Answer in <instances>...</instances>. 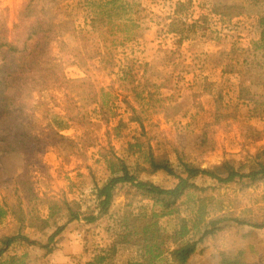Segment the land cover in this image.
Instances as JSON below:
<instances>
[{"label":"rangeland","instance_id":"1","mask_svg":"<svg viewBox=\"0 0 264 264\" xmlns=\"http://www.w3.org/2000/svg\"><path fill=\"white\" fill-rule=\"evenodd\" d=\"M24 2L0 0V14L12 36ZM39 2L51 28L54 56L66 77L79 81L70 90L53 85L33 91L26 99L23 119L35 138L19 152H0V202L6 209L0 235L21 232L37 242L20 238L1 256L0 264H87L115 239L124 213L151 203L133 188L122 189L108 214L95 224L86 225L84 218L74 220L55 244H48L54 226L39 230L32 224L37 212L47 217L49 204L64 205L65 199L78 200L83 210L96 207L89 193L95 182H106L105 156L111 149L132 164L145 162L150 148L156 154L168 151L176 162L172 144L203 167L225 159L239 164L256 155L264 161V137L246 134L247 124L264 131V116L253 114V102L240 96L243 86L256 96L264 95L260 27L264 0ZM217 4L240 5L243 12L217 15L213 13ZM99 15L108 16V24L96 31L91 22ZM247 16L252 20L246 21ZM248 58L251 65L246 63ZM241 76L250 83H242ZM68 112L88 114L91 119L81 124L69 119ZM134 114L143 125L131 120ZM137 138L144 149L134 154L129 147ZM20 174L35 195L24 187L26 179L18 178ZM143 178L168 188L178 182L164 170ZM198 182L211 186L206 193L215 198L210 208L264 216L263 183L242 187L239 181L219 184L206 178ZM194 209L193 204L182 202L180 215ZM224 253L238 257L241 264H264V229L243 237V231L233 227L209 237L189 264H224ZM117 255L116 264H127L137 257L136 248L120 249ZM156 264H170V258Z\"/></svg>","mask_w":264,"mask_h":264},{"label":"trees","instance_id":"2","mask_svg":"<svg viewBox=\"0 0 264 264\" xmlns=\"http://www.w3.org/2000/svg\"><path fill=\"white\" fill-rule=\"evenodd\" d=\"M109 1L115 4L121 0ZM242 12V7L236 4H217L213 8V13L221 16H237ZM91 23L94 30L101 31L108 24V16H96ZM15 27L16 32L12 36L5 18L0 14V152L5 153L19 152L35 138L23 119L26 99L33 91L53 85L70 90L79 81L66 77L61 62L52 52L51 28L39 0L24 2ZM260 27L261 47L264 48V12L260 18ZM148 67L149 64H145L146 73L149 71ZM240 96L253 102V114L264 116V95L256 96L249 87L243 86ZM133 109L135 112V108ZM102 111L107 115L106 110ZM68 118L83 124L88 119L90 121L91 116L68 112ZM131 120L142 124L137 114L132 115ZM246 134L251 138L264 137V131L257 132L252 124H247ZM172 147L176 153V162L168 151L156 154L150 148L145 162L134 164L111 149L105 156L109 176L103 184L95 182L89 193V197L96 201V207L89 205L83 210L77 206L80 203L78 200L65 199L64 205L49 204L47 217L37 212L32 224L39 230L54 226L55 230L49 235L48 244H55L56 238L74 220L84 218L86 225L95 224L108 214L116 194L122 189L133 188L141 196L148 198L150 204L133 206L122 215L118 220L121 228L115 232V239L107 248L96 252L87 264H116L119 250L130 247L136 248L137 257L130 258L127 264H156L158 260L168 257L170 264H189L193 255L200 250L201 244L209 237L233 227L243 231V237L264 229V216L256 218L235 215L229 214L223 207L210 208L215 198L206 193L211 186L198 182L200 179L212 178L219 184L239 181L242 187L264 184V161L260 160V155L239 164L235 159H225L214 166L203 167L191 161L177 144H172ZM129 149L134 154L142 152L144 142L137 138L136 142L130 143ZM161 170L178 179L175 186L162 187L143 178L144 174L153 175ZM18 178L26 179V182L22 181L24 187L28 186L30 191H27L35 195L31 192L27 178L23 174ZM182 202L193 204L196 209L191 210L193 212L188 215H180ZM5 215L6 209L0 202V221ZM62 218L65 220L60 222ZM20 238L30 244H37L21 232L3 233L0 235V258ZM48 244L39 245L52 251L53 246L49 247ZM221 262L241 264L238 257L233 258L225 253L222 254Z\"/></svg>","mask_w":264,"mask_h":264},{"label":"crops","instance_id":"3","mask_svg":"<svg viewBox=\"0 0 264 264\" xmlns=\"http://www.w3.org/2000/svg\"><path fill=\"white\" fill-rule=\"evenodd\" d=\"M250 17H246V21L247 20H249V21H251L252 19H249ZM257 18H259V16H257ZM246 35V33H243V35ZM242 35V34H241ZM248 55H251V53L250 52H248ZM246 63H247V65H251L252 64V62H251V58H248V60L246 61ZM215 70H217V68H215ZM204 73V72H203ZM205 75H209V73H204ZM206 77V76H205ZM242 77V76H241ZM241 77H240V79H241ZM242 83H250V81L248 80V82H247V78H243L242 77V81H241ZM228 83H230V81L228 82ZM235 90H236V92H235ZM233 91H234V94L236 95V99L238 100V88L236 87V88H234L233 89ZM214 110V109H213ZM49 209V208H48Z\"/></svg>","mask_w":264,"mask_h":264}]
</instances>
